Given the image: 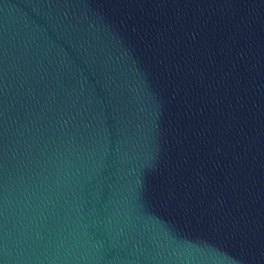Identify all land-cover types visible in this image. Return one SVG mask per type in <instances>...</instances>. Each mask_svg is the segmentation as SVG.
Listing matches in <instances>:
<instances>
[{
    "label": "water",
    "instance_id": "water-1",
    "mask_svg": "<svg viewBox=\"0 0 264 264\" xmlns=\"http://www.w3.org/2000/svg\"><path fill=\"white\" fill-rule=\"evenodd\" d=\"M0 264H264V0H0Z\"/></svg>",
    "mask_w": 264,
    "mask_h": 264
}]
</instances>
